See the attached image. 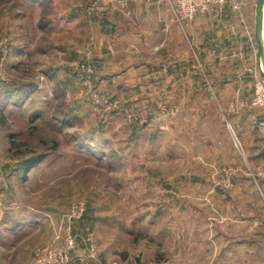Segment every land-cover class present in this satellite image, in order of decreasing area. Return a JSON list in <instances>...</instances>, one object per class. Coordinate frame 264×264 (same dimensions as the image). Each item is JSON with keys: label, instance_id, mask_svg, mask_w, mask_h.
Listing matches in <instances>:
<instances>
[{"label": "rangeland", "instance_id": "rangeland-1", "mask_svg": "<svg viewBox=\"0 0 264 264\" xmlns=\"http://www.w3.org/2000/svg\"><path fill=\"white\" fill-rule=\"evenodd\" d=\"M237 1L254 36L257 0ZM4 41L0 207L29 224L0 264H264L255 39L236 100L186 77L166 0H0Z\"/></svg>", "mask_w": 264, "mask_h": 264}, {"label": "crops", "instance_id": "crops-1", "mask_svg": "<svg viewBox=\"0 0 264 264\" xmlns=\"http://www.w3.org/2000/svg\"><path fill=\"white\" fill-rule=\"evenodd\" d=\"M158 17L159 20L167 21L166 14H159ZM171 24L164 27L166 33L173 27ZM180 29L181 43L184 46L182 57L185 61V64H182V70L184 69L186 77L189 78L196 71L198 77L206 78L210 93L215 99H240L238 93L241 92L244 95L246 81L243 79L244 64L239 66L238 62L243 61L245 54L253 48L255 31L254 36L251 35L250 28L229 6H214L209 11L196 15L192 20L180 23ZM168 37V35L165 36L166 41ZM189 50L192 53L191 58L197 61L196 65L189 62ZM242 97L246 99L245 95ZM246 147H248L247 144ZM262 152L258 150V153L253 154L257 162H262L264 156ZM248 153L253 158L250 150ZM1 183L2 179H0ZM5 186L0 188V194L3 189L6 190ZM9 208L0 207V252H3V241H8L6 240L8 238L15 242V233L26 229L29 224L26 210L16 209V206L12 209L15 212H9L12 211ZM5 254L11 256L12 252L6 251Z\"/></svg>", "mask_w": 264, "mask_h": 264}, {"label": "built area", "instance_id": "built-area-1", "mask_svg": "<svg viewBox=\"0 0 264 264\" xmlns=\"http://www.w3.org/2000/svg\"><path fill=\"white\" fill-rule=\"evenodd\" d=\"M169 4V7L175 17L176 21L182 23L192 20L196 15L205 13L210 10V8L217 6H229L235 12L241 11V5L237 0H166ZM0 46L2 47V53L4 57L9 52V45L7 42H1ZM1 62H4L2 59ZM1 67L3 64L1 63ZM2 78V77H1ZM4 79V78H3ZM261 83L257 87L255 98L250 107H255L264 101V88L260 87ZM261 90L263 91L261 93ZM260 130L264 132V125L260 126ZM233 139L235 146L240 149V141L235 133H233Z\"/></svg>", "mask_w": 264, "mask_h": 264}, {"label": "water", "instance_id": "water-1", "mask_svg": "<svg viewBox=\"0 0 264 264\" xmlns=\"http://www.w3.org/2000/svg\"><path fill=\"white\" fill-rule=\"evenodd\" d=\"M263 25H264V0H257L256 21H255V39L257 42V57L260 65L263 68L262 78L264 79V39H263Z\"/></svg>", "mask_w": 264, "mask_h": 264}, {"label": "trees", "instance_id": "trees-1", "mask_svg": "<svg viewBox=\"0 0 264 264\" xmlns=\"http://www.w3.org/2000/svg\"><path fill=\"white\" fill-rule=\"evenodd\" d=\"M11 88H7L6 87V91H4L3 93H5L6 97H9V99H20L14 92H12V90H10ZM14 93V94H13ZM34 161V160H33ZM37 162H32V161H27L26 164L28 165L26 168V172L28 170H30L31 168H33L36 165Z\"/></svg>", "mask_w": 264, "mask_h": 264}, {"label": "bare ground", "instance_id": "bare-ground-1", "mask_svg": "<svg viewBox=\"0 0 264 264\" xmlns=\"http://www.w3.org/2000/svg\"><path fill=\"white\" fill-rule=\"evenodd\" d=\"M263 39H264V25H263Z\"/></svg>", "mask_w": 264, "mask_h": 264}]
</instances>
